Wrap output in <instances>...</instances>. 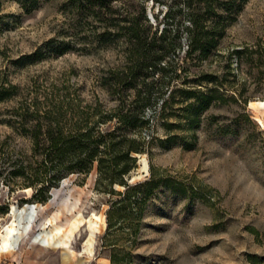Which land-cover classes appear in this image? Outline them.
I'll list each match as a JSON object with an SVG mask.
<instances>
[{"label": "rangeland", "instance_id": "rangeland-1", "mask_svg": "<svg viewBox=\"0 0 264 264\" xmlns=\"http://www.w3.org/2000/svg\"><path fill=\"white\" fill-rule=\"evenodd\" d=\"M142 2L151 24L158 18L163 28L167 6L152 0L116 2L111 14L71 0H37L28 13L16 0H0V90H11L0 103V210L9 207L0 214V264H264V0H249L204 60L187 56L190 22L183 20L181 46L161 64L167 72L131 86L118 81L129 52L117 24ZM201 75L210 79L197 89L216 83L225 101L196 124L181 95L167 97ZM110 89H153L147 124L130 132L145 151L133 155L128 183L157 182L141 214L130 207L109 224L120 197L98 186L97 164L64 178L47 203L33 202L36 189L10 174L15 165L31 164L28 173L38 167L21 114L60 118L65 129L88 115H113L99 125L111 129L119 101ZM63 185L68 207L52 203ZM35 210L31 235L62 226L56 244L26 239Z\"/></svg>", "mask_w": 264, "mask_h": 264}, {"label": "trees", "instance_id": "trees-1", "mask_svg": "<svg viewBox=\"0 0 264 264\" xmlns=\"http://www.w3.org/2000/svg\"><path fill=\"white\" fill-rule=\"evenodd\" d=\"M16 1L25 7L28 13L38 6L37 0ZM71 1L80 6L81 10L95 14L106 11L111 14L113 4L123 0ZM248 1L152 0L154 5L167 6L163 28L160 27L161 22L158 18L157 25L151 24L143 2L140 7L128 6L133 10L122 19V24L117 26L118 33L124 37L128 47L129 66L125 77H120L118 81L126 80L133 86L130 80L142 78L145 81L158 73L163 77L168 66L161 64L180 48L183 34L181 24L185 19L190 22L186 27L190 44L187 56H196L200 60L207 59L217 50L225 36L226 28L235 21L237 14ZM135 11L138 12L135 14ZM207 78L208 75H201L187 81L185 83L189 84L187 89L173 90L167 97V102H172L175 101L176 95H181L182 103L187 105L192 115L191 120L196 124L199 123L202 112L225 101L218 84L214 83L216 79L211 80L214 83L212 87L206 90L197 89L204 82H208ZM150 86L151 84L148 87ZM152 91L153 89H110L111 95L118 96L119 106L114 115L117 118L116 125L106 130H101L99 125L110 122L113 115H100L97 121H92V115H88L65 129L60 118L45 117V121H41L38 112L28 111L21 114L23 125L21 134L29 136L32 155L39 158L38 167L28 173V168H32L31 164L15 165L10 174L13 177L24 178L26 188L36 189L33 202L47 203L50 200L51 189L57 187L64 178L75 173L88 175L97 164L98 186L103 185L105 192L120 197L108 211L109 224L112 225L113 215L120 216L123 210L130 207L138 209L140 212L138 214H141L143 206L156 191L157 182L151 177L136 185L128 183L129 175L137 162L133 155L145 151L144 141L131 137L130 132L140 131L147 124L143 111L152 104ZM10 96L11 90H0V103L9 100ZM30 121L33 124L27 129ZM115 185L124 187V191H115L113 189ZM8 208L6 206L0 210V214L7 215Z\"/></svg>", "mask_w": 264, "mask_h": 264}, {"label": "bare ground", "instance_id": "bare-ground-1", "mask_svg": "<svg viewBox=\"0 0 264 264\" xmlns=\"http://www.w3.org/2000/svg\"><path fill=\"white\" fill-rule=\"evenodd\" d=\"M64 186H62V189L54 192V199L52 201L53 205H59L60 203L63 204V207H68L67 201L63 202V199L65 197V193H64ZM62 194V197L60 198V201L58 202V197L59 195ZM67 197V196H66ZM39 210V208H38ZM36 211L35 213H32V217H31V222L29 224V226L27 227V234H26V239L28 238V240H30V242L36 243L38 241H42L44 244H56V238L59 237V235L65 231L64 228L62 226H54V228L49 232V233H45L43 236H32L34 235V230H33V226H35L33 223L35 222L36 218H38V212ZM32 234V235H31ZM31 238V239H30Z\"/></svg>", "mask_w": 264, "mask_h": 264}]
</instances>
